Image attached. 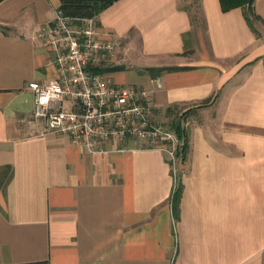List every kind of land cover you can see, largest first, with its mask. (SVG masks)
<instances>
[{"label":"crops","instance_id":"crops-1","mask_svg":"<svg viewBox=\"0 0 264 264\" xmlns=\"http://www.w3.org/2000/svg\"><path fill=\"white\" fill-rule=\"evenodd\" d=\"M59 5L0 1V264H264V31L220 0H117L93 18L116 53L89 71L145 90L154 121L184 113L174 167L146 140L90 153L41 133L28 84L60 76L39 35Z\"/></svg>","mask_w":264,"mask_h":264},{"label":"built area","instance_id":"built-area-1","mask_svg":"<svg viewBox=\"0 0 264 264\" xmlns=\"http://www.w3.org/2000/svg\"><path fill=\"white\" fill-rule=\"evenodd\" d=\"M79 23H75V21ZM93 18H72L56 10L53 24L39 35L51 46L60 76L28 88L33 96L32 116L43 124L41 133L65 135L87 152L100 142L133 137L165 151L175 167L183 144L175 130L153 120L147 92L132 85H116L89 66L115 57L116 44L109 34L100 38ZM75 107H65L64 102Z\"/></svg>","mask_w":264,"mask_h":264},{"label":"trees","instance_id":"trees-1","mask_svg":"<svg viewBox=\"0 0 264 264\" xmlns=\"http://www.w3.org/2000/svg\"><path fill=\"white\" fill-rule=\"evenodd\" d=\"M59 1H60L59 9L62 11V13L68 17L77 19V18H94L117 0H59ZM255 1L256 0H220V4L224 12H227L229 10L238 7L243 8L246 21L248 22L254 33L259 34L258 30L255 27V21L260 19L259 16L254 11L253 5ZM176 68L178 67L150 68L149 70L151 72H155V71L161 72L164 69H176ZM97 71L102 72V70L100 69H97ZM209 102L210 99L204 101L203 104H201L200 106L207 105ZM173 127L175 128V131L178 134L179 138L183 140V144L178 147L177 155L184 154L188 149L186 133L184 132V129L182 128L180 122L176 123ZM181 191H182V185L180 184L174 194L176 210L179 207Z\"/></svg>","mask_w":264,"mask_h":264},{"label":"rangeland","instance_id":"rangeland-1","mask_svg":"<svg viewBox=\"0 0 264 264\" xmlns=\"http://www.w3.org/2000/svg\"><path fill=\"white\" fill-rule=\"evenodd\" d=\"M187 1V0H186ZM194 7V6H192ZM255 26H256V29L259 28L260 30L264 31L263 27L264 25L258 21H255ZM258 30V29H257ZM258 33H260V31L258 30ZM259 35V34H257ZM208 105V104H207ZM207 105H204L207 106ZM181 112V111H180ZM180 112H173L172 115H163V114H159L158 116V120L156 119L155 122L156 123H164L166 125H169L171 129L175 130V128L173 127L176 123H178V119L183 115L180 114Z\"/></svg>","mask_w":264,"mask_h":264}]
</instances>
